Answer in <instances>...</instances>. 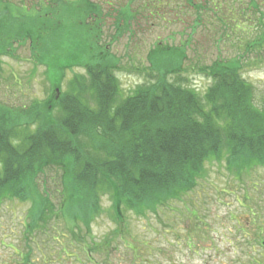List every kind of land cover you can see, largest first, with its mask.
Segmentation results:
<instances>
[{"label": "trees", "instance_id": "16d2710c", "mask_svg": "<svg viewBox=\"0 0 264 264\" xmlns=\"http://www.w3.org/2000/svg\"><path fill=\"white\" fill-rule=\"evenodd\" d=\"M39 1L35 14L23 6L20 16H11L9 2L0 0V67L2 57L27 42L32 61L45 66L50 86L67 68L84 72L74 74L60 93L55 116L35 100L0 103V203L30 200L33 227L44 228L53 217L73 230L92 220L101 211V198L108 196L120 225L124 212H154L178 199L205 176L208 162H223L237 175L264 165V99L255 103V90L242 76L248 60L264 54L261 13L260 31L238 56L199 67L211 80L203 102L193 89L170 79L187 57L190 36L177 46L155 43L147 53L149 83L124 95L117 78L121 61L103 39L102 6L91 0ZM130 3L115 9L110 43L131 35L138 10ZM249 4L258 8L254 0ZM150 5L147 0L141 8ZM195 15L198 22V6ZM218 21L217 42L235 31L234 23ZM49 168L58 169L63 194L58 206L47 191L38 198L31 188Z\"/></svg>", "mask_w": 264, "mask_h": 264}, {"label": "rangeland", "instance_id": "374dc122", "mask_svg": "<svg viewBox=\"0 0 264 264\" xmlns=\"http://www.w3.org/2000/svg\"><path fill=\"white\" fill-rule=\"evenodd\" d=\"M7 1L11 16H20L23 6L30 15L37 12L38 0ZM91 1L106 12L102 19L103 39L109 43L113 56L121 61L123 71L117 73V78L124 95L131 94L143 82L149 83L147 53L155 43L163 41L177 46L190 36L187 57L180 72L172 74L170 79L193 89L205 102L204 94L211 80L199 73V67L217 58L238 56L244 50V43L260 31L257 21L260 13L264 25V0H254L257 9L250 6V0H149V8H141L147 0H131L130 8L138 10L132 33L118 35L110 43L115 9L128 0ZM219 17L241 28L234 25L235 31H227L228 35L217 42V33L222 29ZM55 19L62 18L56 15ZM13 50L12 56L2 57L0 103L20 106L35 100L48 105L55 116L60 93L67 89L74 74H82L84 70L76 66L67 68L51 87L45 66L32 61L27 42L15 45ZM259 58L254 62L249 59L242 74L255 90L257 105L264 99V54ZM223 164L208 162L205 176L178 199L159 205L155 213L124 212L120 225L112 216L108 196L101 198V211L92 220L80 222L73 230L66 227L65 221L53 217L46 227H33L28 214L30 200L4 199L0 203V260L19 257L11 249L13 245L18 251L26 252V258L33 264H59L58 261L63 264H90L89 261L94 264H261L264 165L255 164L237 175ZM55 169H47L42 181H34L31 188L38 198L47 191L50 201L58 206L63 194Z\"/></svg>", "mask_w": 264, "mask_h": 264}, {"label": "flooded vegetation", "instance_id": "af4514ba", "mask_svg": "<svg viewBox=\"0 0 264 264\" xmlns=\"http://www.w3.org/2000/svg\"><path fill=\"white\" fill-rule=\"evenodd\" d=\"M15 253L19 254V257L16 258V259H10V260H5V259H2L0 260V264H33L32 263V260H29L27 259L26 257V252H22L20 249L19 251L17 249L13 250ZM59 264H63L62 261H58ZM90 264L94 262L93 261H89ZM96 263V262H95Z\"/></svg>", "mask_w": 264, "mask_h": 264}]
</instances>
